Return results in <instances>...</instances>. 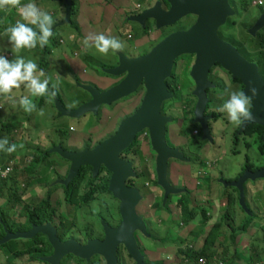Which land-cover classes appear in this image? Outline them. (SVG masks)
Listing matches in <instances>:
<instances>
[{
	"label": "rangeland",
	"instance_id": "obj_1",
	"mask_svg": "<svg viewBox=\"0 0 264 264\" xmlns=\"http://www.w3.org/2000/svg\"><path fill=\"white\" fill-rule=\"evenodd\" d=\"M147 1L148 0H74L78 11L73 19L77 20L81 26L80 37L75 26L70 22L64 24L58 23L60 20L66 18V5L64 2L60 0H22V4L34 2L43 10L48 11L55 21L53 27L58 26L55 30H53L54 35L50 38L46 52H44V47L40 48L38 46L31 51L24 50L19 53V55L23 56L26 60H34L38 66L45 71L46 75L51 77V81L58 84L59 87L57 94H59L60 98L63 100L64 106L67 108H75L79 104L87 101L89 99V94L81 88V85L86 84L76 82L73 77L74 75L78 78L80 77L83 82H92L94 84L98 82L101 77H105L107 78V82L102 83L104 88L108 87L110 81L111 85L119 83L123 76H111L103 73V71L116 68L117 63L119 62V52L127 54L130 53L132 55L144 53L146 51L150 52L155 46L169 36L166 35L169 29L171 32L177 30L176 26L181 24L184 19L182 18L172 25L164 26L162 29L160 28L159 31L161 32L149 31L145 36L143 29L140 28L143 25L141 22L128 20L126 23L122 24V27H116L118 20L121 22V19L124 17V13L126 14L129 10L131 11L132 8L141 12L146 7H151L153 0H149V2L146 3ZM138 2L145 4H142L140 7H135V4ZM246 2L251 5L252 0H247ZM131 3L134 6H132ZM1 15L4 17H0V34L4 32L6 24L8 27L11 21L16 22L21 19L15 9L0 11V16ZM92 19H94V22ZM150 20L152 24H156L154 20L149 19V21ZM103 29H106L104 34L115 36L123 42L124 47L122 51L116 52L115 54L109 52L107 56H104L98 53L94 47L86 49L83 46V39L88 34H98L103 32ZM126 33L127 35L125 36ZM130 33H134V35L132 37H128V34ZM0 55H5L9 60L14 59V55L11 52V45L9 44L7 37L3 35H0ZM64 55L69 58V62L66 60ZM192 56L193 55L190 54H183L175 60L176 65L174 64L175 67H173L172 73H174L173 81L177 87L179 97L166 102L164 105V114H166L167 117L174 116L178 120V123H172V121L169 123L171 126L168 125L169 132L167 141L169 146H178L184 149L187 148L190 155L187 153H185V155L193 157V161L189 163H183L182 161L172 163L173 161H170L169 178L176 189L187 186L194 194L193 196L196 201H194V206L190 205V207L195 208L193 210H196L199 213L197 223L203 219L201 216L202 211H206L212 215V224H214V222L220 221L221 208L216 203L211 204L208 201V194L210 191L209 183L205 176L198 174V172L202 171L206 176H211L213 179L220 181V173L213 172L220 170L223 171V177L228 180L230 179V176H234L236 174V171L234 170L237 169V166L244 165L247 157H249L251 162L257 167L261 165V162L257 147L258 144L256 145L254 140L251 142V147L248 151H242L240 155H230L229 150L232 147V137L229 134V130L223 129L224 131L220 134V139L224 138V136H229L228 144L222 145V140L216 144L211 143V141L203 139L204 135L195 136L193 138L189 125L191 128L195 125H193L191 121L184 122L182 124L179 123V120L182 119V115L187 113L180 107H176L174 105L177 103L183 104V99L186 96L188 97V95H190V90L194 88V82L191 78L190 70L188 72L190 63L192 62L193 64L195 60H193ZM75 61H78V63L83 65H75ZM182 64H185L186 66L183 70L180 69ZM78 85H80V87ZM193 92L194 91H192V95L194 96ZM26 94V90L21 87L20 89L14 90L13 97L0 98V103L5 107L3 112H0V138L7 137L10 144L15 143L17 145H24L23 148L18 147L17 151L12 154L0 152V159L7 160L3 165H11L13 167V171L9 174V176L14 178L20 186V188L17 186L19 188L17 189L14 186L13 179L10 178L7 188H5L4 196H0V212L3 214L0 215V224L4 223L2 216L5 221H7V192L10 193V190L13 189L18 195L21 194L22 202H26V204L30 206L31 210H34V207L39 204L41 196L42 198H48V200H50V206L60 213L57 217L60 221L56 222H59L61 225L58 224L59 228L57 229L54 227L57 230V236L58 232L64 234L66 233L67 236L64 237L66 240L67 237L70 238L69 236L71 235L78 237L80 235H84L90 229H95L97 233H100L98 227H101L104 224V222L108 219V215L112 214L113 217L117 215L118 204L113 201L111 197L105 196V194H100L95 202H88L91 204L86 207L81 206L84 202L82 199L86 198L88 193L84 187H86L85 184H87L86 181L89 178L90 169L82 167L81 171L77 174L79 176L66 186L63 183H59L61 180L60 178L64 179L66 176L68 177V169L66 167L68 164L64 163V160L66 159L62 158L59 154H53V159L57 161L55 164V162L51 163L49 160L38 161V157L40 153L44 154L46 152H52L54 147L59 146V144L63 141L64 147L71 148L72 150L77 147H81L80 149H82L83 142L89 143L90 139L93 144L98 138H106L114 131V129H116V126L121 123L122 119L128 113H130L129 115H132V113L134 114L135 109L141 103L140 98L143 93L141 92L133 97L129 96L110 106H103L104 108L99 112L98 116L88 113L84 117L75 119L60 117V112L55 102L57 95L54 97H30L36 105L37 111L30 114L26 113L18 104L19 98ZM184 100L186 101V99ZM137 101L138 103L136 106L131 105ZM192 102L193 104L195 103L194 100ZM215 106V103L211 104V107ZM171 108H174V110ZM40 109L44 110V115L42 116L39 115ZM225 115L226 114L223 113V116ZM8 124H10L13 129L11 127L9 130L5 129L8 128ZM223 126L224 123L219 122L213 124V129L215 132H218L219 129L223 128ZM139 140L143 142L142 150L144 151H142V154L145 152V155H141V158L139 159L141 167L140 171L146 169L150 176L148 178L146 174H141L142 172L139 171L138 173L141 174L140 177L134 180L135 187L139 189L144 196L143 201L137 208V213L140 217H142L146 224L148 223V219L150 217L164 223L170 222L171 227L181 228L180 233L184 229L188 231L189 227L185 225L183 226L182 222L179 220L181 208L178 204L185 193L181 192V195H171V203L168 208L164 209L162 204L164 192L158 184L156 173V155H153L154 152L152 153L150 149L147 150L144 147V145L147 146L148 142L146 134L142 135ZM136 143H138V141ZM134 145L135 144L132 143L130 146L132 147ZM225 145L228 146L226 147ZM219 147L221 150H218ZM65 150L69 151V149ZM85 151L77 153H84ZM224 151L228 152L227 157H224ZM198 159L202 161V165H200L201 163L197 161ZM209 162L217 164V168H213V170H211V168L207 166ZM221 162L223 165H227L228 168L223 170ZM62 164L64 166H62ZM48 166H52L53 169L49 170ZM172 168L173 171L171 170ZM67 177L64 182L67 180ZM95 178L96 177H94L92 181H96L97 179ZM71 184H73L72 190L75 192V199L73 201H75L76 207H74V209H68V205L65 204L66 201L65 203H59L58 207H55L51 202L52 199L61 201H64L65 198L69 199V196L66 195V189H68ZM76 186H78V188L75 191ZM213 188L219 192L230 191L231 194L238 199L239 191L232 187H225L224 185L216 183ZM246 188V205L253 212V220L256 226L255 224L252 225V228L248 229L244 236L236 235L229 243L223 242L222 238L219 239L218 243L214 246V250L206 252L207 256L213 255V258L206 259L201 257L206 261V264H238L237 261H241L242 264H251V257L254 255L255 250L262 256V262L255 259V263L264 264V245H262V243L259 244L255 242L257 240H264V178L248 182L246 184ZM220 200L223 201L222 203H227V200L223 197H220ZM238 203L239 201L237 200L235 206L231 207L232 215H229L231 220H228L225 215L223 219V225H225V227L217 230L220 231L221 234L227 232V230H225L226 226L232 225L231 227H235L236 224L233 223L234 215L236 212L238 214L239 209L241 211ZM171 205H175L173 209H171ZM78 206H81V209L77 208ZM70 211L73 213L70 214ZM22 212L21 203L16 202L14 209L9 210V220L12 221V223L14 221L20 223L22 221ZM172 214L175 216L174 218L172 217ZM242 214L245 218L244 213ZM238 216L241 217L238 221L240 222L243 217L240 213ZM102 217L106 220L102 221ZM197 223L195 225H197ZM4 226L7 228L6 225ZM207 226L210 225L206 224L203 227ZM17 229L19 228H11L12 233H19ZM1 233L2 229L0 228V234ZM137 237L143 248L149 250L150 252L153 250L154 254L157 253V242L154 239L146 237L145 234L140 232L137 233ZM182 237L186 241V247L181 249L183 253L187 252V250L190 249L189 246L192 245L195 249L194 252L203 253L204 248H201V246L203 245L204 236L202 237V234L193 236L183 232ZM252 239L255 242V246L260 247L262 245L261 248H259L260 250L252 247ZM47 241L46 237L44 238L42 235L38 234L33 239L27 238L11 240L0 246V264H47V262H45V258L49 257L53 253V247H50ZM42 242L47 244L48 251H38L32 255L28 254L19 257L17 256L15 257L16 259L14 258L13 253H15V251L26 250L29 247H33L35 244H37L35 246L41 248L38 243ZM187 254L188 253H186V255ZM190 254H193V252H190ZM143 256L145 257V262L147 264H166L163 261L156 263L148 252L143 253ZM169 258H167V262L176 261L175 254H170ZM121 259L123 264H133L134 262L129 259V263H127L126 254H122ZM199 259L194 261L193 257L190 258V260L184 258V264H199ZM102 260L100 259L101 263L95 262L90 264H104L105 262ZM80 261L83 263L90 262L82 259H80ZM119 263L120 262L118 261V264ZM61 264L79 263L73 256L69 255L63 259ZM134 264L136 263L134 262Z\"/></svg>",
	"mask_w": 264,
	"mask_h": 264
},
{
	"label": "water",
	"instance_id": "obj_2",
	"mask_svg": "<svg viewBox=\"0 0 264 264\" xmlns=\"http://www.w3.org/2000/svg\"><path fill=\"white\" fill-rule=\"evenodd\" d=\"M66 4V18L59 24L71 21L72 0H63ZM222 0H168L171 8L164 10L160 3L144 9L142 12L130 17L131 21L146 24L152 19L157 27L172 25L187 15L198 16L197 21L188 30L172 33L165 40L155 46L149 53L139 57H129L119 52V65L105 71L111 76H125L116 86L105 92H100L92 86L81 85L91 100L74 110L65 109L56 99V105L61 117L81 118L88 113L97 115L103 106H110L117 101L134 94L143 83L146 93L138 110L130 117L125 118L117 133L102 142L93 151L84 153H69L60 147L51 153H57L71 163L67 180L59 181L68 186L85 166H92L94 176L99 173L100 166H104L111 174L109 192L119 202V212L122 218L120 226L112 229L104 224L105 238L103 241H89L83 246L75 240L61 242L57 230L51 225L33 226L28 232L13 234L6 227L5 236L0 240V246L11 240L34 238L37 234L45 236L53 247V254L45 258L47 264H61L63 259L71 255L75 258L91 261L95 256L103 259L106 264H118V248L123 246L136 264H147L144 260L136 234L147 235V227L136 212V206L142 201L141 192L136 187H128L129 178H136L132 162H125L120 154L127 150L135 141L137 135L144 131L149 134L150 145L156 155V173L158 184L164 192L165 200L171 195L181 194L185 189L175 188L168 181V167L171 160L186 162L179 148L170 147L166 139V126L173 120L163 115V104L172 99L166 80L172 75L175 60L183 54H195L192 65L191 78L195 83L194 96L197 105L194 111V123L201 126L203 139L211 141L209 120L204 115L208 104L207 90L214 85L209 80L212 66L219 62L225 69L244 81L247 93L251 87L259 90V95L254 97L252 110L254 119L245 121L241 131L248 125L256 124L264 128V83L257 72L255 64L248 63L237 50L217 36V28L224 23L226 13L222 14L218 8ZM218 3L220 5H218ZM262 24L258 23L257 28ZM264 178V168L256 172L246 170L235 182L226 183V186L238 189L240 205L246 213L249 209L245 201V183Z\"/></svg>",
	"mask_w": 264,
	"mask_h": 264
},
{
	"label": "flooded vegetation",
	"instance_id": "obj_3",
	"mask_svg": "<svg viewBox=\"0 0 264 264\" xmlns=\"http://www.w3.org/2000/svg\"><path fill=\"white\" fill-rule=\"evenodd\" d=\"M246 1L247 0H222L221 1L222 2L221 3L222 6H220L218 8V10L222 14H224L225 12H227V13H226V17H225L224 23L219 25V27L217 28V36H218V38L221 41L233 46L237 50V52L240 54V56L243 59H245L248 63L255 64L257 66L258 75L260 76L261 80L264 83V0H252L251 5H249ZM148 2H149V0L146 3H148ZM157 2L160 3L161 7L164 10H169L171 8L170 3L168 2V0H153V3H151L152 6H155V4ZM142 4H145V3H139L138 2V3L135 4V6L137 5V7H140V6H142ZM131 5L134 6L132 3H131ZM218 5H220V4L218 3ZM138 13H140V12H138L134 8H132L131 13L127 17L130 18L132 16H135ZM129 18H128V20H130ZM197 18H198V16H196V15H187L186 17H184V19L182 20L181 24L176 26L177 30H174V31L171 32V30L169 29V31H168V33L166 35H170V34L176 32V31H180V30H188L193 24H195V22L197 21ZM258 23L262 24V26L259 27V28L256 27L258 25ZM140 28L143 29L144 36L147 35L148 34L147 32H149V31L161 32V31H159L160 28L157 27V24H155V23L152 24L151 20L150 21L146 20V24L142 25ZM134 33L132 34V36L134 35ZM147 53H149V52L146 51V52L140 53V54L139 53L138 54L134 53L136 55H132L130 53L129 54L125 53V54L127 56H129V57H139V56L146 55ZM190 55H193L192 56L193 60L196 58L195 54H190ZM191 64H192V62L190 63V68L188 69V72H189V70H190V72L192 70V65L193 64L192 65ZM118 65H119V63H117V66ZM185 67H186L185 64L184 65L182 64L180 69L183 70ZM103 72H105V71H103ZM190 75H191V73H190ZM124 77L125 76L122 77V79L119 81V83L123 80ZM208 77H209V80L211 81V83L214 85V87L212 89H208L207 90L208 104H207V107H206V111L209 110V112L207 113L205 111L204 115L206 117H210V118H213V114H215L217 118L219 116V119L217 121H215L214 118H213L212 120H209V122H208L210 130H211V132H210L211 143H215L216 144L220 140H222V142L226 141L227 137L224 136V138L220 139V134H221L222 131H221V129H219L218 132H215L214 129H213V124L218 123V121L221 118H225L226 115L223 116L222 115L223 113L213 112V111H215L216 108L218 106L222 105L224 103L225 99H227V97L224 94L226 88L230 87L233 90L245 91L246 86L244 84V81L241 78L235 76L232 71L230 72L227 69H225L219 62H216L212 66V68L210 69ZM103 82H107V78L101 77L98 80V82H96L95 84H91V85L88 84V85L94 87L95 89L99 90L100 92H105V91L109 90L110 88H112V87H114V86L119 84V83H117L115 85H111V81H110V84L108 85V87L104 88V86L102 85ZM143 85L144 84L142 83L141 86L139 87V89L135 92V94L130 96V97H133V96H135V95H137V94L142 92L143 94H142V96L140 98V102H142V99H143V97H144V95L146 93V90H145ZM78 86L80 87V85H78ZM168 90H169V88H168ZM194 90H195V83H194V88L192 90H190V93H189L190 95H188V97L186 96L184 98V99H186V101L181 96L182 99H183V104L177 103V104L174 105L176 107H180L181 109H183L187 113V114L182 115V119L179 120L180 124H182L184 122H190L191 121L192 124L195 125L193 128H191L190 125H189V128H190V131L192 132L193 138L195 136L203 135V130H202L201 126L194 123V118H195L194 114H193V116L191 115V109H194L193 110V113H194L196 105H197V98L192 95V91H194ZM193 94H194V92H193ZM90 100H91V97L89 96V99L87 101L83 102L82 104H79L75 108L74 107L73 108H67L64 105H62V104L61 105L67 110H74V109L79 108L81 105L89 102ZM170 100H174L173 94H172V99H170ZM193 100L195 102L194 104L192 102ZM138 101L135 103V106L137 105ZM166 102L162 106V113L165 116H167L166 114H164V107H165L164 105L166 104ZM212 103H215L216 106L215 107H211ZM103 108L104 107H101L99 112ZM138 108H139V106L135 109V112L138 110ZM253 108H254V100H252L251 111L253 110ZM171 109L174 110V108H171ZM129 114L130 113H128L122 119V121L125 118H128V117L133 115V113H132V115H129ZM98 115H99V113L96 116H98ZM169 117L170 118L172 117V120H173L172 123H178V120L174 116H169ZM188 117H190L191 119L188 118ZM192 117H194V118L192 119ZM67 118H69V117H67ZM100 118H101V116H100ZM227 122L229 124L228 125L229 134L232 137V147L231 148L233 149V151H235L234 153H238L240 150L248 151L250 149V147H251V142L253 140H254V143L256 142L255 139H253V137H251L250 135H248L246 133V130H247L248 126H250V125H248L245 128V130L241 131V127H242L243 123H241L240 125L236 126V125L231 124L229 121H227ZM120 124L121 123H119L116 126V129H114V131L112 133H110L109 136H107L106 138H100V139L98 138V139H96L94 141L93 144H92L91 139L89 140V143L83 142V145H82L83 148L82 149H80L81 147H77V148H74L72 150H71V148H68V147L65 148L64 147V141L62 143H60L59 146L54 147V149L60 147L63 151L69 152V153L83 152L85 150L93 151L102 142H104V141L108 140L109 138L113 137L117 133V131H118L119 127H120ZM263 141H264V138H263ZM64 148L65 149H69V151L65 150ZM53 154L58 155L57 153H51V151L50 152H46L44 154L40 153L39 157H38V161H41V160L42 161H45V160L48 161L49 160L51 163L55 162V164H56L57 161L55 159H53V156H54ZM153 155H155V154L153 153ZM120 158L123 161H125V162H132L133 163V169H134L135 173H137V176H136V178H129L127 180V182H126V185L128 187H135L134 180L138 179L139 175H140L138 173L139 169L137 167V159L138 158H136L135 153L133 152L132 149H129L127 151L122 152L120 154ZM171 161H173V160H171ZM64 163L69 165V166L66 165V167L68 169V173H69L70 168H71V163L66 161V160H64ZM62 166H64V165L62 164ZM262 166H263V164L261 163V165L259 167H262ZM85 167L90 169V173H89V178H88L89 180L87 179V181H86L87 184H85L86 187H84V188H86V190L88 192L87 193V197H88L89 193H94V195L96 196L95 199L91 202V203H93V202L96 201L97 197L100 195L99 191L95 192L96 190H99V189H101L103 187H106V186H108V190H109L111 174L102 165L100 166L99 173H98L97 176H94L92 166H85ZM48 169L52 170L53 168H52V166L51 167L48 166ZM246 169L247 168H244V173H245ZM79 171H81V169ZM68 173H67V175H69ZM78 176L79 175H77V177ZM66 177L64 179L60 178L61 179L60 181H64L66 179ZM94 177H96L95 178V179H97L96 181H92V179ZM77 188H78V186H77ZM103 194H105V196L111 197V199L118 204L117 215L115 214L116 216L113 217L112 214L108 215V219L107 220L102 217L103 218L102 221L106 220L104 222V224H108L112 229H116V228H118L120 226V224L122 222V218H121L120 212H119V202H118V200H116L112 196V194L106 193V192L103 193ZM86 198L82 199L84 201L83 204L81 205L82 207H86L89 204H91V203H88V200H86ZM44 199H46V198H42V196H41L39 204L36 205L34 208L36 209L37 207H39L40 203ZM74 199H75V196H73L72 201L69 202V203L68 202L65 203V199H64V201L53 199V201H51V202H52V204L55 207H58L59 203H65V204L68 205V209H70V208L74 209V207H76L75 206V201H73ZM73 203H74V205H73ZM22 204H23V206H27V207L30 208V206L28 204H26V202H22ZM139 204L136 206V212H137V208H138ZM81 206H78L77 208L81 209ZM69 213L72 214L73 212L70 211ZM22 215H24V216H22V220L23 221L27 220V214L26 213H22ZM50 215H51V219L49 220L48 223H46V224H31V228L33 226H43V225L51 224L53 227H55L57 229V227L55 225H53V222L57 221V218L55 217L56 216V212L55 213H50ZM138 216H139V214H138ZM104 224L101 227H98L99 230H100V233L99 232L97 233L95 229L94 230L90 229L84 235H80L79 237L71 235V236H69L70 238L67 237L66 240L64 239V237L67 236L66 233L64 234V233L58 232V236H59L60 241L63 242V243L72 239V240H75V241L81 243L83 246H85V245L88 244L89 241H94V240L103 241L104 240V238H105ZM145 224H146V222H145ZM57 226H58V224H57ZM146 227H147V235H146V237L150 238V234L149 233H151V230H150L149 222L146 224ZM30 230H28V231H30ZM28 231H20V232H28ZM10 232H12V231H10ZM14 232H16V231H14ZM38 235H41V234H38ZM139 249H140L142 255H143V253L146 252L145 248H143L141 245H139ZM122 254H126L127 263H129V259L132 262L134 261L133 259H131L129 257V255L127 254V252L124 249V247L120 246L118 248V257L121 258ZM75 259L77 260V262L79 264H85L82 261H80V259H78V258H75ZM100 259L101 258H99L98 256H95L94 258L91 259V261L89 263H95V262L96 263H101ZM144 260H145V257H144ZM133 264H134V262H133Z\"/></svg>",
	"mask_w": 264,
	"mask_h": 264
},
{
	"label": "clouds",
	"instance_id": "obj_4",
	"mask_svg": "<svg viewBox=\"0 0 264 264\" xmlns=\"http://www.w3.org/2000/svg\"><path fill=\"white\" fill-rule=\"evenodd\" d=\"M11 9H15L21 19L6 27L0 34L7 37L14 55L12 60L5 55H0V98L13 97L14 90L23 87L27 94L19 98L18 104L30 114L37 111L30 97H54L59 86L51 81V77L47 76L34 60H26L19 53L24 50L31 51L38 46L40 48L47 46L54 35L55 21L48 11L34 2L22 4V0H0V11ZM83 46L86 49L94 47L98 53L107 56L109 52L115 54L122 51L124 44L119 38L101 32L88 34L83 39ZM224 94L227 99L216 108V111L225 113L231 124L238 126L254 119L251 105L253 98L259 95L256 87H251L247 93L229 87L225 89ZM39 115H44L43 109L39 110ZM18 147L23 148L24 145L10 144L7 137L0 138V152L12 154Z\"/></svg>",
	"mask_w": 264,
	"mask_h": 264
},
{
	"label": "trees",
	"instance_id": "obj_5",
	"mask_svg": "<svg viewBox=\"0 0 264 264\" xmlns=\"http://www.w3.org/2000/svg\"><path fill=\"white\" fill-rule=\"evenodd\" d=\"M60 1H62V2H64L63 0H60ZM65 3V2H64ZM66 5V4H65ZM106 6H108V5H106ZM135 7H137V5L135 6ZM77 11H78V8H77V6H76V3L74 2V0H72V5H71V21H70V23L71 24H73L74 26H75V28H76V31H77V33L80 35L81 33V26L79 25V23H78V21L77 20H75V19H73V17L74 16H76V14H77ZM131 13V11L129 10V12H127L126 14L124 13V17L121 19V22H120V20H118V23H116V27L117 26H119V27H122L123 25V23H126L127 21H128V15ZM3 15H1L0 17H2ZM123 16V15H122ZM4 17V16H3ZM93 20V22H94V19H92ZM120 22V23H119ZM12 24H15V21H11V23L9 24V25H12ZM58 24V23H57ZM58 26V25H57ZM57 26H54L53 27V30H55L56 28H57ZM6 27H7V24H6ZM105 27V26H104ZM106 32V29H103V33H105ZM127 35V33L125 34V36ZM80 37H81V35H80ZM47 49H48V47L47 46H45L44 47V52H46L47 51ZM64 57L66 58V60L69 62V58L67 57V56H65L64 55ZM178 62V61H177ZM176 62V63H177ZM74 64L75 65H83V64H81V63H78V61H75L74 62ZM176 65V64H175ZM175 65H174V67H175ZM104 74H107V73H105V72H103ZM108 75V74H107ZM74 78H75V80H76V82H79L80 84H86V85H88V84H94V83H92V82H83L82 80H81V78L79 79L76 75H74L73 76ZM174 73H172V77L170 78V79H168L166 82H167V86H168V88H169V91L173 94V97H174V99H177L178 97H179V93L177 92V87H176V85L174 84ZM57 95V99L61 102V104L62 105H64L63 104V100L60 98V96H59V94H56ZM135 103L136 102H134L133 104H131V105H135ZM130 105V106H131ZM140 106V105H139ZM129 107V106H128ZM209 109V108H208ZM193 110L194 109H191V115L193 116ZM0 112H3V111H0ZM207 113L209 112V110H207L206 111ZM194 117H192V119H193ZM213 118H214V120L215 121H217L218 119H219V116H218V118L216 117V115L215 114H213ZM212 118V119H213ZM169 125V124H168ZM166 126V139H167V137H168V132H169V126H171V124L169 125V126ZM5 127H6V125H5ZM7 127L8 128H5V129H7V130H9L10 129V127H11V125L10 124H8L7 125ZM12 129H13V127H11ZM246 133L248 134V135H250L251 137H253V139H255V143L256 144H258L257 145V147H258V152H259V155H260V162L263 164V166L262 167H257V166H255V164L254 163H252L251 162V160L249 159V157H247L246 158V162H245V167L244 168H247V169H249L250 171H254V172H256V171H258V170H260L261 168L263 169V167H264V141H263V138H264V128L263 127H261V126H259V125H256V124H251L250 126H248V128H247V130H246ZM144 134H146V138H147V146L146 145H144V147L147 149V150H151L152 151V153H153V150H152V148H151V145H150V139H149V134H148V132L147 131H144V132H142L141 134H139V135H137V137H136V139H135V141L133 142L135 145L134 146H130L129 148H128V150L129 149H132L133 150V152L135 153V156H136V158H138L137 159V163H138V169H139V171L141 170V167H140V156L141 155H145V152L142 154V141H140L139 139L141 138V136L142 135H144ZM177 137V136H176ZM172 138V137H171ZM138 141V143H136ZM167 143H168V141H167ZM169 145V144H168ZM170 147H171V145H170ZM172 147H174V148H179L180 149V151H181V153H182V155L185 157V158H187L189 161H186V162H183V163H189V162H191V161H193V157H188L187 155H185V153H187L188 155H190L189 154V152H188V149L187 148H180V147H178V146H172ZM237 154H239V153H235V155H237ZM142 160H143V158H142ZM7 160H1L0 159V164L1 165H3L5 162H6ZM197 161H199L201 164L200 165H202V161H200L199 159L197 160ZM174 162H177V161H175V160H173V162L172 163H174ZM179 162V161H178ZM170 163V162H169ZM146 170V169H145ZM142 170V171H140V172H142L141 174H146L147 176H148V178H149V176H150V174H149V172L146 170ZM172 171H173V168L171 169ZM169 172H170V166L168 167V176H167V178H168V181L170 182V184L173 186V183H171V181H170V178H169ZM140 174V175H141ZM140 175H139V177H140ZM10 176H8L6 179H1L0 178V196L2 197V196H4V191H5V188H7V186H8V184H9V180H10ZM11 179H13V182H14V186L17 188V189H19L20 188V186H19V184L14 180V178H11ZM236 180H238V178L236 179ZM235 180V181H236ZM230 181H227L226 183H229ZM155 183H156V181H155ZM17 186H19V188L17 187ZM183 189H185L186 191V194L184 195V196H182V199L179 201V207L181 208V214H180V217H179V220L182 222V224H183V226L185 225V226H187V227H190V224L191 223H193L197 218H198V216H199V213L196 211V210H193V209H195V208H192V207H190V205H193L194 206V201H196V199H194V194L191 192V190H190V188L189 187H187V186H183L182 187ZM73 189V184H71L70 186H69V188L68 189H66V195L67 196H69V199H67V198H65V201H66V203L68 202H71L72 201V199H73V196H75V192L72 190ZM234 189H236V188H234ZM77 190V186H76V189H75V191ZM237 191H238V189H236ZM97 191H99L100 193L99 194H103V193H110L109 192V190H108V186H106V187H103V188H101V189H99V190H96L95 192H97ZM239 193V192H238ZM111 194V193H110ZM141 195H142V197L144 198V196H143V194L141 193ZM87 197V196H86ZM95 195H94V193H89L88 194V197L86 198V200H88V202H92L94 199H95ZM223 198L224 199H226L227 200V203L225 204V203H222L223 201L222 200H220L219 199V202H220V207H221V210L225 207L226 208V217L229 219V215H232L231 214V210H232V206H235V204H236V202H237V200L239 201V203H238V206L239 207H241L240 206V197L238 196V199L234 196V195H232L230 192L229 193H226L224 196H223ZM143 200V199H142ZM171 200H172V197L171 196H169L168 198H167V200H165V196H164V198L162 199V204H163V207H164V209H166V208H168L169 207V204L171 203ZM52 201H53V199H52ZM16 202H20L21 203V207H22V210H23V212L22 213H26L27 214V220H25V221H21L20 223H17V222H13L12 223V221H10L9 220V210H13L14 209V206L16 205ZM222 205V206H221ZM228 207H227V206ZM224 208V209H225ZM242 209V208H241ZM248 209H249V207H248ZM228 210V211H227ZM244 210V209H243ZM56 212V218L58 217V214L60 215V213H58L57 212V210L55 209L54 210V208L53 207H51L50 206V200H48V198H46V199H44L41 203H40V205H39V207H37L35 210H31L29 207H27V206H23V204H22V200H21V194L20 195H18L17 194V192H15V190H10V193H8L7 192V221H5V219H4V217L2 216V220H3V222L4 223H1L0 224V228L2 229V233L0 234V240L1 239H3L4 238V236H5V229H4V225H6L7 226V230L8 231H11V228H19V229H17V231H28V230H30L31 229V224H46V223H48L49 222V220L51 219V215H50V213H55ZM249 212H250V215H251V218H249V220L247 219V223L241 228V231L240 232H247V230L248 229H251L252 228V225H253V213H252V211L249 209ZM0 215H3L2 214V212H0ZM22 216H24V215H22L21 214V219H22ZM201 216H202V221L201 222H203V225H206V224H208L209 223V218H208V213L206 212V211H202V214H201ZM231 220V219H230ZM57 221H60V219H57ZM60 224L59 222H53V225H55L57 228H59V226H57V224ZM180 226V225H179ZM232 225H230V228H232L233 229V227H231ZM181 227V226H180ZM207 228V227H206ZM221 227H220V224L218 225V224H215L212 228H210V229H207V232H206V234L204 235V242H205V244H204V250H203V253H198V252H194L195 251V249H188L187 250V252H185V253H183L182 252V250H180L179 251V253L183 256V258H186L187 260H190V258H192L193 257V259H194V261H197L199 258H201V257H204V258H213L212 256L213 255H210V256H207V251H213L214 250V246H215V241L219 238V236H220V231H217V230H219ZM16 231V232H17ZM190 231V230H189ZM150 234V238H152V239H154V240H158L159 241V239H156L153 235H151V233H149ZM236 234L237 233H235L234 232V234H232L231 235V237H232V239H234L235 238V236H236ZM44 237V236H43ZM45 238V237H44ZM136 239H137V235H136ZM253 240V239H252ZM48 242V241H47ZM137 242H138V245H140V243H139V241H138V239H137ZM255 242H257V243H259V244H261L262 243V245H264V240H262V241H260V240H257V241H255ZM254 240H253V242H252V247H255V248H257V249H259V248H261V246L260 247H258V246H255L254 245ZM49 243V242H48ZM35 245H37V244H35ZM35 245H33V247H29V248H27L26 250H23V251H15V253H13V255H14V258L15 257H19V256H23V255H28V254H30V255H32L33 253H35V252H38V251H48V248H47V244L46 243H44V242H42V243H38V245H40L41 246V248H38V246H35ZM49 246L51 247V245H50V243H49ZM260 250V249H259ZM190 252H193V254H190ZM186 253H188L187 255H186ZM129 257L132 259V257L129 255ZM16 259V258H15ZM255 259L257 260V261H260V262H262L261 261V259H262V256L255 250V253H254V255L251 257V261H250V263L251 264H256L255 263ZM119 264H123V262H122V259L119 257ZM156 263H158L157 261H156Z\"/></svg>",
	"mask_w": 264,
	"mask_h": 264
},
{
	"label": "crops",
	"instance_id": "obj_6",
	"mask_svg": "<svg viewBox=\"0 0 264 264\" xmlns=\"http://www.w3.org/2000/svg\"><path fill=\"white\" fill-rule=\"evenodd\" d=\"M59 20V19H58ZM62 20H60V22H61ZM60 22H58V23H60ZM17 103V102H16ZM1 104V103H0ZM1 105H3V104H1ZM3 107H4V105H3ZM5 108V107H4ZM4 108H3V110H4ZM2 110V111H3ZM213 112H217L216 110L215 111H213ZM223 115V114H222ZM210 120H212V118L210 119ZM228 119H227V117H225V118H221L219 121H218V123L219 122H222V123H224V126H223V128L221 129V131L223 132L224 130L223 129H227V130H229L228 129ZM210 132H211V130H210ZM229 137V136H228ZM228 137L226 138L227 140L226 141H224V142H222V145L223 144H228ZM226 147L228 146V145H225ZM218 150H221V148L219 147L218 148ZM235 151H233V149L232 148H230V150H229V154L230 155H234L235 153H234ZM239 154H237V155H240L241 153H242V150H240L239 152H238ZM224 157H227L228 156V152L227 151H224ZM224 159V158H223ZM223 161V160H222ZM216 165L217 164H215V163H211V162H209V164L207 165L209 168H211V170H213V168H217L216 167ZM221 166H222V169L224 170V169H226V168H228V166L227 165H223L222 164V162H221ZM244 167H245V163H244V165H242V166H237V169L236 170H234V171H236V174L234 175V176H230V179H226L225 177H223V171H220V170H218V171H213V172H215V173H220V181L219 180H217V179H213L211 176H206L205 174H204V172H202V171H199L198 172V174H200V175H204L205 176V178H206V180L208 181V183H209V188H210V191H209V194H208V201L211 203V204H217V205H219V207H220V202H219V199H220V197H223L226 193H229V192H227V191H222V192H219V191H217L215 188H213V186L216 184V183H218V184H221V185H224L225 187H229V186H226V184H224V182H227V181H230L229 183H231V182H235V180L237 179V178H240L241 176H242V174H244ZM246 170H249V169H246ZM245 170V171H246ZM210 180V181H209ZM237 181V180H236ZM248 182H250V181H247L246 183H245V194H246V192H247V188H246V184L248 183ZM233 188V187H232ZM180 189H183V188H180ZM185 194H186V192H184ZM231 193V192H230ZM181 195V194H180ZM239 197H240V194H239ZM174 206L175 205H171L170 207H171V209H173L174 208ZM241 206V205H240ZM221 208V207H220ZM225 208V207H224ZM220 209V214H221V218H220V221H218V222H214V224H212V221H213V219H212V215L210 214V213H208V218L210 219L209 220V225L210 226H207L208 228H206V227H203L204 225H203V222H201V221H199L198 223H197V220H198V218L193 222V223H191L190 224V227H189V229H188V231H186L185 229V231L184 230H182L181 231V233H180V230H181V228H178V227H171L170 226V222H161V221H157V220H155L154 218H150L149 217V226H150V230H151V235H153L156 239H159V241L158 240H155L156 242H157V245H156V248H157V253L156 254H154V251L153 250H151V252L149 251V250H147V249H145V253H147L148 252V254H150L151 255V257L153 258V260H155V261H157V262H159V261H163V262H165L166 264H184L185 263V260H184V258L180 255V253H179V251L183 248V247H186V241H185V239L182 237V235H183V232H186L188 235H193V236H198V235H200V234H202V237L206 234V232H207V229H210V228H212L215 224H220V227L221 228H224L225 227V225H223V219H224V217H225V215H226V208L225 209ZM241 208V207H240ZM241 211H242V213H244V215H245V218L243 217V214L241 213ZM241 211H240V209L238 210V214L240 213L241 214V216L243 217L242 218V220L240 221V222H238L240 219H241V217L240 216H238V214H237V212H236V214L234 215V219H233V223L234 224H236L235 225V227H233V229L232 228H230V225L229 226H226V229L225 230H227V232H224V233H220V236H219V238L215 241V245L218 243V241H219V239H221L222 238V241L223 242H225V243H229V242H231L233 239H232V237H231V235L232 234H234V232L235 233H237L236 235H241V236H244L245 235V231L244 232H240L241 231V228L247 223V219L249 220V218H251V215L249 214V213H246L243 209H241ZM253 213V212H252ZM180 216V215H179ZM172 217L174 218L175 216L172 214ZM228 220H230V218L228 219ZM197 223V225H195ZM255 223H254V220H253V225H254ZM255 226H256V224H255ZM190 230V231H189ZM205 230H206V232H205ZM138 239V238H137ZM136 239V240H137ZM204 244H205V242L203 241V245L201 246V248H204ZM155 246V245H154ZM193 246V245H192ZM192 246H189V248L190 249H194ZM195 247V246H194ZM197 249V248H196ZM199 250V249H198ZM170 254H175L176 255V261L175 262H167V258H169V255ZM129 255V254H128ZM169 260H170V258H169ZM238 262V264L240 263V264H242L241 263V261H237ZM104 263V262H103ZM86 264V263H85ZM87 264H90V263H87ZM105 264V263H104Z\"/></svg>",
	"mask_w": 264,
	"mask_h": 264
},
{
	"label": "built area",
	"instance_id": "obj_7",
	"mask_svg": "<svg viewBox=\"0 0 264 264\" xmlns=\"http://www.w3.org/2000/svg\"><path fill=\"white\" fill-rule=\"evenodd\" d=\"M128 37H132V34H128ZM3 105L0 104V111L3 110ZM72 129V128H71ZM13 171V167L11 165H1L0 164V178L6 179L9 174ZM199 264H206V261L204 259H199Z\"/></svg>",
	"mask_w": 264,
	"mask_h": 264
}]
</instances>
